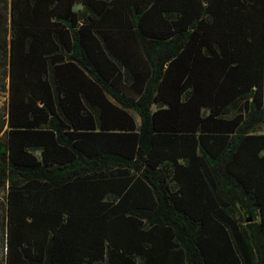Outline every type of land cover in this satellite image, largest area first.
Returning a JSON list of instances; mask_svg holds the SVG:
<instances>
[{"label": "trees", "instance_id": "16d2710c", "mask_svg": "<svg viewBox=\"0 0 264 264\" xmlns=\"http://www.w3.org/2000/svg\"><path fill=\"white\" fill-rule=\"evenodd\" d=\"M1 9L3 264H264V0Z\"/></svg>", "mask_w": 264, "mask_h": 264}, {"label": "rangeland", "instance_id": "374dc122", "mask_svg": "<svg viewBox=\"0 0 264 264\" xmlns=\"http://www.w3.org/2000/svg\"><path fill=\"white\" fill-rule=\"evenodd\" d=\"M6 7V6H5ZM7 10L1 9L0 10V15H5ZM8 27L6 23V28ZM5 39L8 40V34H5ZM7 75L1 77L0 79V114L3 115V109L2 107L5 105V100H6V87H7ZM0 198H2V192L0 191ZM3 245L0 241V264H3ZM2 260V261H1Z\"/></svg>", "mask_w": 264, "mask_h": 264}, {"label": "water", "instance_id": "95a60500", "mask_svg": "<svg viewBox=\"0 0 264 264\" xmlns=\"http://www.w3.org/2000/svg\"><path fill=\"white\" fill-rule=\"evenodd\" d=\"M250 220V218L248 217V218H246V221H249Z\"/></svg>", "mask_w": 264, "mask_h": 264}]
</instances>
